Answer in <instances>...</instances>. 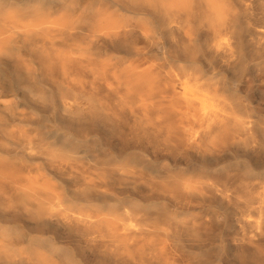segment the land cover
I'll return each mask as SVG.
<instances>
[{
	"label": "clouds",
	"instance_id": "clouds-1",
	"mask_svg": "<svg viewBox=\"0 0 264 264\" xmlns=\"http://www.w3.org/2000/svg\"><path fill=\"white\" fill-rule=\"evenodd\" d=\"M241 3L252 7V0H27L29 12L71 17L57 39L60 47L85 50L71 69L83 85L67 109V89L57 84L62 70L46 73L42 41L0 37V96L5 86L11 90L33 137L29 144L6 135L10 125L0 129V213L16 216L26 237L53 235L78 264H264V223L256 227L264 222V41L252 34L264 27L240 16ZM177 5L184 9L178 16ZM101 10L124 25L101 23ZM26 61L41 70L36 81ZM38 82L49 89L41 106L47 117L23 96L34 102L28 90ZM185 97H212L245 125L226 118L208 127ZM122 162L129 171H120ZM37 173L56 184L65 205L132 210L154 225L145 234L152 240L133 233L127 250L117 249L74 215H47L14 188ZM190 180L200 181L199 189H188ZM0 264L62 260L5 229Z\"/></svg>",
	"mask_w": 264,
	"mask_h": 264
},
{
	"label": "bare ground",
	"instance_id": "bare-ground-1",
	"mask_svg": "<svg viewBox=\"0 0 264 264\" xmlns=\"http://www.w3.org/2000/svg\"><path fill=\"white\" fill-rule=\"evenodd\" d=\"M27 0H0V37L8 40L15 39L17 34L36 35L41 41L40 52L42 59L47 61L43 64V68L47 74H51L53 67L59 66L62 70L64 77L63 81L57 82L58 87L66 88L64 93V103L67 109H71L78 101L69 97H75L78 95L76 92L77 87H82L83 81L77 76L72 74V66L76 61L85 56V50L77 46L73 48L60 47L58 43V34L69 29L72 26V19L67 14L62 16H50L46 15L39 10H32L29 12L25 9ZM240 8V16L246 20L251 21L255 27H264V0H252V7L246 9L244 4L238 5ZM173 11L177 16L181 11H184L179 5L175 6ZM217 16L223 18L224 11L222 9L217 10ZM101 23L108 25L112 30H117L124 25V21L115 18L107 13H102L99 16ZM251 31V30H250ZM252 34L257 37V43L264 41V34L255 33ZM261 35V36H260ZM219 46V45H218ZM25 70L30 75L33 81L37 80V76L40 74V69L36 68L33 64L25 62ZM11 75V73H6ZM29 94L32 96L34 102L27 101V93H24L25 102L32 106L33 104L40 108L43 117H47V111L42 109L43 104L49 102L48 86L43 82H38L35 89H29ZM11 90L5 86L3 95L0 96V129L7 124L4 118L14 119L21 117L24 114V109L17 107V100L10 98ZM187 104L198 105L199 118L201 122H206L208 127H212L215 124H225L226 118H231L234 121V125L243 128L245 120L241 116H238L235 112H228L224 107H221L217 101L208 97L201 99L194 97L189 99L185 97ZM23 121H20V124ZM10 125L9 129H5L6 135L19 137L20 139L27 140L29 144L33 137L28 130H25V126ZM27 126L29 124H26ZM186 131L189 135L195 136L199 133L196 128H187ZM121 172H127V162H122L119 165ZM201 185L200 181H189L186 187L190 190L199 189ZM15 191L18 194H23L28 200L38 203L47 215L62 214L65 219L70 215H74L78 220L87 223L94 233H98L100 237L106 238L114 248H123L127 250L128 240L133 233L143 236V241L152 240L151 235H145L150 233L154 225L148 223H142L137 214L132 210H128L121 213L117 210V207H111L107 214H92L84 213L78 210L77 206L65 205L63 203V193L59 191L53 181L46 177L43 173H37L34 176H29L26 183L14 184ZM10 223L11 227H1L0 232L6 229L7 234L12 239L28 240L29 246L37 251H43L47 254L58 257L62 260V264H78L76 254L70 249L60 250L57 248L53 239H46L42 236L38 238L26 237L23 226L17 222L16 216H9L6 213H0V224ZM261 220H257L256 227L262 226ZM163 227V226H160ZM232 230L236 231L235 225H232ZM42 234V232H38ZM152 245H148L151 247ZM161 251L163 246L161 245Z\"/></svg>",
	"mask_w": 264,
	"mask_h": 264
},
{
	"label": "rangeland",
	"instance_id": "rangeland-1",
	"mask_svg": "<svg viewBox=\"0 0 264 264\" xmlns=\"http://www.w3.org/2000/svg\"><path fill=\"white\" fill-rule=\"evenodd\" d=\"M102 13H107V14L112 15L115 18L120 19V20H122V21L125 22V20L122 17L116 16V15H114V14H112V13L106 11V10H101V13L100 14H102ZM70 19H71V17H70ZM36 115H37L36 113H32V117L33 118H35ZM42 116H44V114H42ZM4 119H5L4 121L7 124H13V125H18V124H20V121H23L19 126L20 127L21 126H25V130H28L29 132L31 131V125H28V126L26 125L27 123L24 122L23 116L17 117V118H14V119H7V118H4ZM14 121H16V122L15 123H12ZM37 123H41V122H37ZM54 185L56 187V184L55 183H54ZM76 206H77L78 210H80V211H82L84 213H89V214L90 213H92V214H102V215L107 214L108 211H109V209L111 207H117L116 205H112V206L109 207L108 210H103L100 205H96V204H92V203H89V204H80V205H76ZM0 225H1V227H11L12 226V224H10V223H3V222H1ZM40 236H42L43 238H46V239H53V241L56 244L57 248L60 249V250H63V249H66L67 248V249H70L71 251H73L71 248H69V247L65 246L64 244H62L61 242L57 241V239L53 235H46V234H43V233L42 234L37 233L34 237H30V238H38ZM97 264H104V261L103 260H98L97 261Z\"/></svg>",
	"mask_w": 264,
	"mask_h": 264
}]
</instances>
